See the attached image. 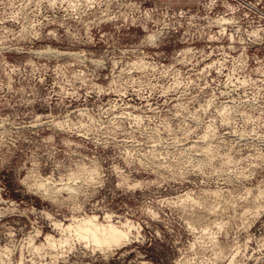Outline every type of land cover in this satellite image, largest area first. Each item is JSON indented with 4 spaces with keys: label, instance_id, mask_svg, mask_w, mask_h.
Wrapping results in <instances>:
<instances>
[{
    "label": "rangeland",
    "instance_id": "rangeland-1",
    "mask_svg": "<svg viewBox=\"0 0 264 264\" xmlns=\"http://www.w3.org/2000/svg\"><path fill=\"white\" fill-rule=\"evenodd\" d=\"M107 214L131 227L105 252L24 244ZM21 244L24 264H264V0H0L9 264Z\"/></svg>",
    "mask_w": 264,
    "mask_h": 264
},
{
    "label": "bare ground",
    "instance_id": "bare-ground-1",
    "mask_svg": "<svg viewBox=\"0 0 264 264\" xmlns=\"http://www.w3.org/2000/svg\"><path fill=\"white\" fill-rule=\"evenodd\" d=\"M148 37L153 38L154 34L151 33ZM37 186L42 188L44 183L39 182ZM105 218V222H100V220H97L95 215H86L81 218L72 217L71 221L65 225L61 224V222L54 221L53 226H56L61 232V235L58 238H54V236L47 234L43 239L45 242L44 244H35V238L37 234L40 233L38 230H35L32 231L33 233L27 234L28 238H26L27 241L24 242V244L29 249V251L33 250L37 252L40 247L42 248V245L45 244L50 249H54L57 247V244L69 246L72 242L74 243V241H77L79 244L82 243L85 247H91L92 249L96 248L105 252L113 247L121 245L122 243L124 244V242L130 237L129 228L131 227V224L128 221H124L125 223L123 222L121 225H116V223L111 222L112 220L110 221L108 214L105 215ZM25 246L22 244L20 245L18 252L19 258H17L18 260H16V263L13 262L14 264H24L23 261L25 258L23 256L22 250ZM44 247L46 246H43V248ZM48 247H46V249ZM12 254L13 250L10 248V246H0V264H9L10 261H12ZM33 263L34 262H32V264Z\"/></svg>",
    "mask_w": 264,
    "mask_h": 264
}]
</instances>
